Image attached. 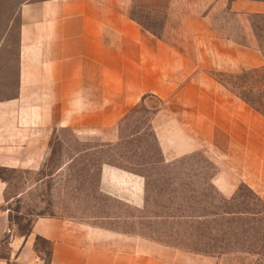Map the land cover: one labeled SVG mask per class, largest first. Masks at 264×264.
I'll use <instances>...</instances> for the list:
<instances>
[{
  "label": "crops",
  "instance_id": "obj_1",
  "mask_svg": "<svg viewBox=\"0 0 264 264\" xmlns=\"http://www.w3.org/2000/svg\"><path fill=\"white\" fill-rule=\"evenodd\" d=\"M132 3L0 0V171L26 186L8 199L0 175V243L10 237L18 264H42L37 237L50 264H255V254L207 251L215 230L205 227L243 214L223 211L241 184L264 203V117L240 113L225 86L146 32ZM231 11L264 15V1ZM229 45L242 65L262 66L254 45ZM250 51L255 61L242 57ZM144 106L160 159L120 165L111 153L143 136L128 124ZM44 186L55 212L13 236L10 203Z\"/></svg>",
  "mask_w": 264,
  "mask_h": 264
},
{
  "label": "rangeland",
  "instance_id": "obj_2",
  "mask_svg": "<svg viewBox=\"0 0 264 264\" xmlns=\"http://www.w3.org/2000/svg\"><path fill=\"white\" fill-rule=\"evenodd\" d=\"M132 1L129 10L131 18L137 21L146 32L185 53L193 70L201 68L207 73L209 80L214 81L219 88L222 85L221 81H236L237 74L241 73V70L255 69L244 66L234 59L229 44L254 45L255 50L264 58L259 48L260 42L256 37L258 35V38H264V18H259L258 14L232 13L233 0ZM242 57L252 61L256 59L253 51ZM263 66L264 61L260 67ZM223 92L224 94L218 92L217 96L223 97L227 94L226 91L223 90ZM229 92L235 102L239 103L240 113L262 115L231 90ZM152 107L155 108L157 105L154 104ZM152 111L144 106L143 109L138 110V117L128 124V128L133 131L136 130L135 128L143 127V136L137 138V144L127 141L125 150L111 153L113 159L116 155L121 157V161L115 160L120 165L124 164L123 161L140 163L160 159V150L150 127ZM132 130H128V133L133 132ZM204 159V154H197L192 158V160L201 161ZM209 159L212 157L208 152ZM0 175L9 181L8 199L15 197L26 187L21 173L2 170ZM48 188L44 186L42 190L37 189L31 193L26 200L14 199L10 203L13 236H22L27 233L37 217L55 212V208L50 205H55L56 201L46 197ZM67 203L68 201L63 202L65 206ZM223 211L243 214L223 218L217 216L205 227V233L208 226V232L212 226L215 230L211 232L207 251L251 253L260 256L255 264H264V203L241 184L237 200L228 204L224 203ZM223 211L218 206V209L213 208L211 212L220 214ZM35 251L42 260V264L49 263L51 244L38 240L35 243ZM3 257L8 258L6 259L8 264H18L13 259L10 240L8 243H0V258L4 259Z\"/></svg>",
  "mask_w": 264,
  "mask_h": 264
},
{
  "label": "trees",
  "instance_id": "obj_3",
  "mask_svg": "<svg viewBox=\"0 0 264 264\" xmlns=\"http://www.w3.org/2000/svg\"><path fill=\"white\" fill-rule=\"evenodd\" d=\"M235 1V0H233ZM254 1H264V0H254ZM259 18H264V15H258ZM259 40V48L264 54V38H258ZM238 76V77H237ZM236 81L234 82H226L221 81L220 83L225 86L227 89L231 90L236 96L241 98L245 103L251 106L254 110L261 113L264 116V66L260 68H255L251 70H241V73L237 74ZM10 221L12 222V218L10 216ZM12 229V227H11ZM31 229L24 233L22 236L27 237L31 233ZM10 237L2 241L1 243H8ZM44 241L45 239L41 237H37L36 241ZM49 243V242H48ZM50 244V243H49ZM4 259H8L7 257H3ZM51 259V256H50ZM50 259L49 263L50 264Z\"/></svg>",
  "mask_w": 264,
  "mask_h": 264
}]
</instances>
